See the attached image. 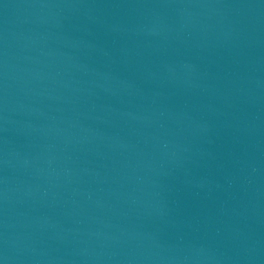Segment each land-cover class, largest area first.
<instances>
[{"label":"water","instance_id":"95a60500","mask_svg":"<svg viewBox=\"0 0 264 264\" xmlns=\"http://www.w3.org/2000/svg\"><path fill=\"white\" fill-rule=\"evenodd\" d=\"M0 264H264V0H0Z\"/></svg>","mask_w":264,"mask_h":264}]
</instances>
